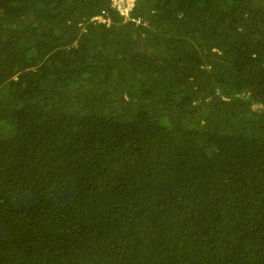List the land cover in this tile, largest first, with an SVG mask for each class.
Masks as SVG:
<instances>
[{"label":"trees","instance_id":"obj_1","mask_svg":"<svg viewBox=\"0 0 264 264\" xmlns=\"http://www.w3.org/2000/svg\"><path fill=\"white\" fill-rule=\"evenodd\" d=\"M13 132L0 264H264V0H0Z\"/></svg>","mask_w":264,"mask_h":264},{"label":"rangeland","instance_id":"obj_2","mask_svg":"<svg viewBox=\"0 0 264 264\" xmlns=\"http://www.w3.org/2000/svg\"><path fill=\"white\" fill-rule=\"evenodd\" d=\"M14 134L16 135L15 142H13V140H10L8 136L9 134L6 135L5 138L1 139L0 141V156H2V160L12 158L14 154L13 150L18 151V148L14 147V145H18L21 143L22 136L19 133L18 134L14 133ZM7 145H10V146H7ZM17 159H18V156L15 157L13 160L15 161ZM1 169L5 170V172H7L8 174H13L16 170L15 168H12L11 162L8 164H4L3 162Z\"/></svg>","mask_w":264,"mask_h":264},{"label":"built area","instance_id":"obj_3","mask_svg":"<svg viewBox=\"0 0 264 264\" xmlns=\"http://www.w3.org/2000/svg\"><path fill=\"white\" fill-rule=\"evenodd\" d=\"M113 5L119 7L122 14L129 17L130 11L135 5V0H113Z\"/></svg>","mask_w":264,"mask_h":264}]
</instances>
